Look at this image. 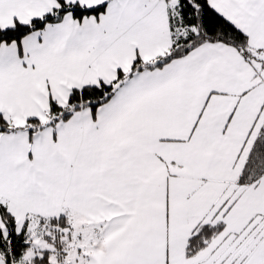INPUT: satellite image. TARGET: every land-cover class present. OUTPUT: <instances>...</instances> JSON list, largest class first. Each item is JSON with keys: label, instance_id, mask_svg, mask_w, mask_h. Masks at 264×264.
Returning a JSON list of instances; mask_svg holds the SVG:
<instances>
[{"label": "snow or ice", "instance_id": "obj_1", "mask_svg": "<svg viewBox=\"0 0 264 264\" xmlns=\"http://www.w3.org/2000/svg\"><path fill=\"white\" fill-rule=\"evenodd\" d=\"M0 264H264V0H0Z\"/></svg>", "mask_w": 264, "mask_h": 264}]
</instances>
